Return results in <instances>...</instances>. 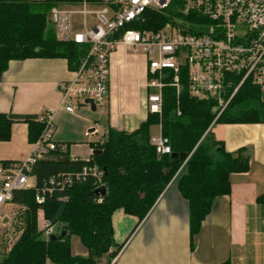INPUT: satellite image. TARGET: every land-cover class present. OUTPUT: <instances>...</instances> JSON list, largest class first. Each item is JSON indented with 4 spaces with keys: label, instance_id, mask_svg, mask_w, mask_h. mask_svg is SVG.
<instances>
[{
    "label": "trees",
    "instance_id": "obj_1",
    "mask_svg": "<svg viewBox=\"0 0 264 264\" xmlns=\"http://www.w3.org/2000/svg\"><path fill=\"white\" fill-rule=\"evenodd\" d=\"M77 0H0V76L11 60L31 58H65L70 70H75L87 47L63 42L50 29L49 11L58 4ZM142 29L158 30L168 17L165 13L148 9ZM185 71H182L181 90L165 86L161 116L149 112L133 131L109 127L99 143L101 154L88 159L72 158L67 148L58 147L39 159L33 166L35 185L14 192V203L23 208L21 234L12 245L0 249V264H110L122 245L114 241L112 215L122 208L142 221L160 195L178 176L177 189L188 202L190 235L200 231L203 220L210 213L218 196L231 193L230 175L247 171L250 154L245 148L228 151L223 141L211 130L214 123L264 122V91L251 84H243L222 110L214 100H198L190 96ZM167 80H170L168 78ZM28 124V140L38 139L43 124L40 116L0 112V141L12 136L15 122ZM161 125V131L171 146V153H158L151 142V127ZM186 153V162H179L171 154ZM17 162L1 160L0 165L13 166ZM96 165L102 170V186L106 195H98L93 177L75 181L64 189H55L42 204L44 215L59 235L65 238L50 241L38 228L35 201L36 189L54 174L75 173L84 166ZM258 201L264 202V194ZM76 235L87 251L74 254L71 236ZM223 264H230L224 262Z\"/></svg>",
    "mask_w": 264,
    "mask_h": 264
},
{
    "label": "built area",
    "instance_id": "obj_2",
    "mask_svg": "<svg viewBox=\"0 0 264 264\" xmlns=\"http://www.w3.org/2000/svg\"><path fill=\"white\" fill-rule=\"evenodd\" d=\"M148 9L168 17L158 30L141 28ZM75 15L82 29L74 27ZM49 20L58 39L87 47L73 77L58 84L60 106L70 113L87 100L104 105L110 55L118 47L146 56L148 109L160 116L163 90L170 85L179 93L183 70L190 96L214 100L222 110L245 83L264 91V0H77L53 6ZM55 113L46 109L40 115L43 130L25 160L0 165V225L9 217L5 207L14 203V192L35 185L33 166L58 147ZM151 142L158 153L172 152L161 125ZM102 173L96 165H86L75 173L51 175L36 189L38 228L46 238L55 229L44 215L46 197L88 177L99 188Z\"/></svg>",
    "mask_w": 264,
    "mask_h": 264
},
{
    "label": "crops",
    "instance_id": "obj_3",
    "mask_svg": "<svg viewBox=\"0 0 264 264\" xmlns=\"http://www.w3.org/2000/svg\"><path fill=\"white\" fill-rule=\"evenodd\" d=\"M147 65L143 53L116 48L110 55L104 105L93 110L86 102L70 113L60 106L58 89L61 81L73 77L67 59L11 60L0 76V112L40 116L46 109L55 110L56 142L63 149L68 145L72 158L88 159L93 144L102 140L109 127L130 132L147 119ZM90 110H99L98 119ZM211 130L228 151L245 148L250 167L230 175L231 193L215 199L193 245L189 206L177 189L178 175L142 221L122 208L114 211V241L122 248L110 264H264V202L258 201L264 194V122L214 123ZM87 133L88 148L70 146L73 141L81 143L74 139ZM8 144L16 145L7 149ZM31 149L28 124L15 122L11 139L0 141V161L21 162ZM74 254L87 251L79 248ZM103 260L107 262V257Z\"/></svg>",
    "mask_w": 264,
    "mask_h": 264
},
{
    "label": "rangeland",
    "instance_id": "obj_4",
    "mask_svg": "<svg viewBox=\"0 0 264 264\" xmlns=\"http://www.w3.org/2000/svg\"><path fill=\"white\" fill-rule=\"evenodd\" d=\"M74 27L77 29H82V25H81V21L79 19V15L74 16ZM50 29L52 30L53 33L56 34L55 26L52 23L50 24ZM130 58H131V56H130ZM99 107L100 106H98V109H99ZM86 108L90 109V107H86ZM98 111L99 110L91 111L90 114L92 115V117L98 119V113H99ZM159 126L160 125H153L151 127V132L153 133V135H156L159 133ZM71 128L73 129V126ZM55 133H56V127H54L53 134H55ZM88 136H89V134L87 133L86 137H82L81 139H74V140H78V141H82V142L81 143L80 142L75 143L73 141V143H71L70 146L81 147V148H78L77 150H80L83 147L88 148L90 146V143L87 142L89 140ZM92 137H93V135H92ZM94 138L95 137H93L91 139L95 140ZM15 145L16 144H12V145L8 144V146H6V148L8 149V148L15 146ZM25 159H23V160H25ZM22 207L18 203H13V204L5 207V214L9 217H7L6 221L0 225V249L5 248V246H3V245H6L7 248H9V246L12 245V243L15 242L17 240V238L19 237V235L21 234L22 227H23V221H22V217H21V214L23 211ZM71 244H72V249H73L74 253L78 252L79 248L84 249V246L82 245V243L80 242L79 238L76 235L71 236ZM105 263L106 262L104 260H101L100 264H105Z\"/></svg>",
    "mask_w": 264,
    "mask_h": 264
},
{
    "label": "water",
    "instance_id": "obj_5",
    "mask_svg": "<svg viewBox=\"0 0 264 264\" xmlns=\"http://www.w3.org/2000/svg\"><path fill=\"white\" fill-rule=\"evenodd\" d=\"M87 102L90 103L91 108H92L93 110L96 109V106H95V104H94V102H93L92 100H87ZM101 153H102V150H101V149H95V150L93 151V154H96V155L101 154ZM171 156H172L174 159H176L177 161H179V162H186V159H187V154L184 153V152H182V153L173 152V153L171 154ZM96 192H97L98 195H102V196H104V195H106L107 189H106L105 186H101V187L97 188ZM66 233H67L66 229L63 228V229L61 230V233H60L59 235H57V234H51V235L49 236V240H50V241H56V240L63 239V238H65Z\"/></svg>",
    "mask_w": 264,
    "mask_h": 264
}]
</instances>
